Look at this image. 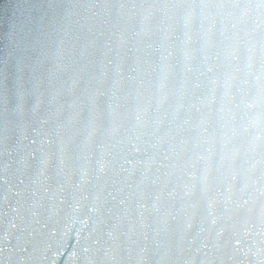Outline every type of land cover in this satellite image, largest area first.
I'll return each instance as SVG.
<instances>
[{
	"label": "snow or ice",
	"instance_id": "snow-or-ice-1",
	"mask_svg": "<svg viewBox=\"0 0 264 264\" xmlns=\"http://www.w3.org/2000/svg\"><path fill=\"white\" fill-rule=\"evenodd\" d=\"M0 264H264V0L0 15Z\"/></svg>",
	"mask_w": 264,
	"mask_h": 264
},
{
	"label": "water",
	"instance_id": "water-1",
	"mask_svg": "<svg viewBox=\"0 0 264 264\" xmlns=\"http://www.w3.org/2000/svg\"><path fill=\"white\" fill-rule=\"evenodd\" d=\"M18 0H0V15L10 12Z\"/></svg>",
	"mask_w": 264,
	"mask_h": 264
}]
</instances>
